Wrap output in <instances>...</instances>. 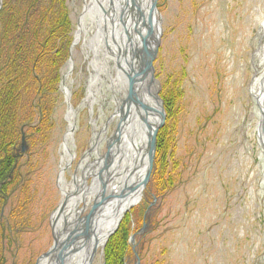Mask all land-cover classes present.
<instances>
[{"label":"rangeland","instance_id":"obj_1","mask_svg":"<svg viewBox=\"0 0 264 264\" xmlns=\"http://www.w3.org/2000/svg\"><path fill=\"white\" fill-rule=\"evenodd\" d=\"M84 3L65 0L71 42L48 137L30 151L26 143L24 153L19 147L21 162L29 159L31 164L21 167L25 188L16 187L0 216L6 219L17 213L24 194L30 195L31 203L24 202L11 241L0 242L6 264H35L51 247V224L64 200L60 175L64 188L73 189L83 177L79 165L91 152L94 138L101 141L99 155L106 156V141L120 125L118 109L126 88L114 90L106 72L99 74L93 105H83L95 77L90 67L94 54L81 43L85 32L75 44ZM107 3L99 4L101 16ZM155 4L160 44L153 63L156 88L150 93L156 92L161 100L164 126L171 118L163 99L176 98L170 160L178 170L172 188L151 206L150 225L129 241L132 252L125 264H136L134 253L138 264H264V150L258 138L262 111L252 90L257 79L264 81V0H155ZM102 25L101 18L100 36ZM110 63L115 68L113 59ZM62 80L76 112L74 159L63 171L67 164L61 162V146L68 123ZM144 97L157 109L153 98L147 93ZM96 158L92 154L90 162ZM90 177L85 179L88 186ZM91 204H86L83 217ZM147 205L141 207L143 212ZM141 227L134 224L131 235ZM101 257L92 264H101Z\"/></svg>","mask_w":264,"mask_h":264},{"label":"trees","instance_id":"obj_2","mask_svg":"<svg viewBox=\"0 0 264 264\" xmlns=\"http://www.w3.org/2000/svg\"><path fill=\"white\" fill-rule=\"evenodd\" d=\"M70 31L65 0H1L0 214L16 187L25 188L21 167L31 164L29 159L23 164L18 155L22 133L29 151L48 137L61 71L69 57ZM174 99H163L171 119L156 137L153 174L148 185L156 197L164 196L177 177L178 169L170 160L174 155ZM29 196L22 195L17 213L11 212L6 219L0 216V242L11 241L24 206L27 201L31 203ZM143 205L144 202L138 207L139 216L131 215L138 211L133 209L124 217L106 243L101 264H125L132 252L129 238L133 225L141 227L143 223ZM1 249L0 264H6Z\"/></svg>","mask_w":264,"mask_h":264},{"label":"water","instance_id":"obj_3","mask_svg":"<svg viewBox=\"0 0 264 264\" xmlns=\"http://www.w3.org/2000/svg\"><path fill=\"white\" fill-rule=\"evenodd\" d=\"M146 2L143 9L148 12L147 22L144 20V14L141 11L142 6L137 0H124V5L120 0H108L107 10L109 12L103 11V45L109 56L113 57L115 73L120 76L126 88V96L121 100L118 109L120 125L114 136L106 141V161L97 172L99 185L92 199V204L89 206L88 214L80 218L86 210L85 205L77 212L73 209L70 214L67 213L63 217L59 227H57V219L53 218L51 224L52 245L47 252L38 258L35 264H69L72 260H76V264H92L98 253L99 256H102L105 244L117 231L124 216L140 203L143 192L151 179L156 150V135L164 126L165 114L157 93L152 94L148 90L155 82L153 63L160 44V20L155 0H146ZM126 9L130 10L131 14L128 27ZM142 26L147 29L148 39L142 38L140 35L139 29ZM108 31L111 44L107 40ZM135 36L140 37L144 46L143 55H141V60L138 61L137 66L130 62L133 54L129 53V46ZM128 56L129 59L127 60ZM69 63L71 64V60ZM134 68L138 70L135 71ZM61 86L62 89L66 88L64 80L61 81ZM143 88L149 97L154 99L157 109L148 105L149 101L144 97ZM62 93L65 97L67 112H69L72 108L70 92L62 91ZM75 114L76 112L73 110L74 123L70 129L71 134L75 130ZM137 117L142 122L141 125H139ZM262 125L261 114L258 138L264 150V141L261 137L264 135ZM123 128L131 133V137H128L130 144L133 142V136L138 133L143 135L142 141L144 143L141 141L143 149L141 151L136 150L138 159L123 161L121 157L124 154L122 146L117 147L114 152V146L121 140ZM25 150L26 145L24 138H22L21 152L24 153ZM115 159L116 162H114ZM71 161L67 162L62 171L69 167ZM64 209L65 199L56 213L60 216ZM142 232L143 230L139 233ZM135 236L130 238V242H133ZM98 248L100 252L97 251ZM134 255L137 259L136 264H138V258L135 253Z\"/></svg>","mask_w":264,"mask_h":264},{"label":"bare ground","instance_id":"obj_4","mask_svg":"<svg viewBox=\"0 0 264 264\" xmlns=\"http://www.w3.org/2000/svg\"><path fill=\"white\" fill-rule=\"evenodd\" d=\"M107 0H85L84 3V11L80 15L79 19V27L78 31L76 32L75 37V44H78L80 42V35L82 32H85V38L81 42L83 44V47H87L90 50H92L94 56L92 61H90V67L93 72H95V77L92 78L91 85L89 87L88 93L86 95V98L84 99L83 105H89L92 106L95 100V95L93 94L96 89H98V82L100 80V72H106L107 77L111 78L110 85L111 87L118 91L119 87L125 88L124 82L122 79H120V76L116 75V77H113L112 70L113 63H110V60L112 61L113 57L109 56L107 53V49L104 47V41L102 39V36H100V29L101 26V9L99 7V4L102 2L106 5ZM139 5L141 7V11L144 14V20L147 22V10L143 9V6L146 5V0H137ZM121 3L124 5V0H120ZM146 2V3H145ZM125 15L127 16V27L130 24L131 14L130 10L126 9ZM88 24V25H87ZM98 27H97V26ZM96 26V28H95ZM140 35L142 38L148 39V33L147 29L142 26L140 29ZM263 31H264V23H263ZM146 36V37H145ZM110 33L108 31V43H110ZM143 43L140 41V37L135 36L134 40L129 46V50L131 54H133L132 58L130 59V62L137 66L138 61L141 60V55H143ZM114 52V50H113ZM262 60H264V47L262 49ZM131 56V55H129ZM129 56L127 60L129 59ZM112 58V59H111ZM128 62V61H127ZM141 68V66H140ZM139 68V69H140ZM135 71H137V68H134ZM115 72V70H114ZM69 77V74H66L65 78ZM145 87V86H144ZM258 87V88H257ZM146 88V87H145ZM145 88H143V92L146 93ZM156 88L155 85L150 86L148 90L150 92H153ZM254 91V96L258 102V106L260 107V110L262 111V120H263V131H264V81L256 80L254 87L252 89ZM63 92H67L66 88L62 89ZM150 100V98H148ZM66 121L68 123V131L63 139L62 146H61V162L66 163L69 160L74 159V153L72 152L71 147L73 146V139L70 129L73 126L74 123V115H73V108L66 114ZM135 135V134H133ZM131 137V133L129 131H126L125 128H123L121 132V140L120 142L114 146V152L117 147L122 146V150H124V154L121 156L123 161L128 162L131 159H138L136 155V149L140 151L142 147V136L141 134H137L133 136L132 144L128 141V137ZM262 140L264 141V135H261ZM100 140H98L96 137L93 140L92 143V149L91 152L87 153L83 157V161L80 163L79 168L83 174V177L80 179V182L75 184V187L72 188H64V181L63 178H59V186L61 189V192L63 193V198L65 199V209L63 211V214L59 216V214L55 213L54 219H57V227H59L62 224L63 217L66 216V214H70L72 210L74 209L76 212L79 210L80 205L88 204L90 201H92L93 197L95 196V193L98 189L99 181L97 178V172L101 168V166L105 163V156L99 155V146H100ZM143 142V141H142ZM144 143V142H143ZM73 148V147H72ZM94 154L97 158L90 162L91 155ZM141 160V159H140ZM138 161V160H137ZM116 162V159L114 160ZM91 176L92 183L90 186L85 184L86 177ZM62 216V217H61ZM70 216V215H69ZM68 216V217H69ZM53 219V220H54ZM44 264V263H43Z\"/></svg>","mask_w":264,"mask_h":264},{"label":"flooded vegetation","instance_id":"obj_5","mask_svg":"<svg viewBox=\"0 0 264 264\" xmlns=\"http://www.w3.org/2000/svg\"><path fill=\"white\" fill-rule=\"evenodd\" d=\"M92 178V177H91ZM92 183V182H91ZM149 185V184H148ZM146 191L147 192H149V191H151V189H149V188H147L146 187ZM145 193V192H144ZM156 199H158V197H156L153 193H150V194H148V193H145L144 194V196H143V202L145 203V205L146 204H148L147 205V208H146V210L143 212L144 214H143V223H142V227H141V230L142 229H144L145 230V228L148 226L147 224H149L150 225V218H149V211H150V208H151V206L156 202ZM140 205V204H139ZM138 205V206H139ZM87 209V208H86ZM134 209V208H133ZM139 213H140V211L138 210V211H134V213H133V216H139ZM132 215V214H131ZM83 216L81 215V217L80 218H82ZM142 234V233H141ZM141 234H139V235H141ZM134 235H136V236H139L138 235V233H134ZM98 250V249H97ZM69 264H76V260H72Z\"/></svg>","mask_w":264,"mask_h":264}]
</instances>
